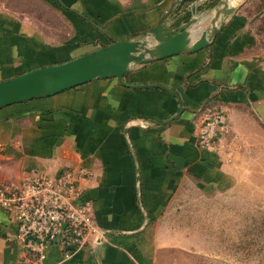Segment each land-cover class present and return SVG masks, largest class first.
I'll use <instances>...</instances> for the list:
<instances>
[{"label": "crops", "instance_id": "obj_1", "mask_svg": "<svg viewBox=\"0 0 264 264\" xmlns=\"http://www.w3.org/2000/svg\"><path fill=\"white\" fill-rule=\"evenodd\" d=\"M176 1L0 0V81L142 39L171 7V27L196 17L199 33L218 0ZM246 2L228 0L235 9L205 48L130 65L123 83L93 79L0 108V183L70 170L104 236H88L61 264H163L167 250L182 251L165 233L179 195L232 186L227 157L240 156L226 147L228 123L245 109L264 119V61ZM207 109L224 115L210 147L196 125ZM14 228L0 208V264H32ZM60 260V247L47 249L46 264Z\"/></svg>", "mask_w": 264, "mask_h": 264}, {"label": "rangeland", "instance_id": "obj_2", "mask_svg": "<svg viewBox=\"0 0 264 264\" xmlns=\"http://www.w3.org/2000/svg\"><path fill=\"white\" fill-rule=\"evenodd\" d=\"M245 10L264 61V0H247ZM245 110L230 120L224 137L240 156L227 157L234 183L179 195L165 233L179 237L171 243L182 251L167 250L163 264H264V119Z\"/></svg>", "mask_w": 264, "mask_h": 264}, {"label": "built area", "instance_id": "obj_3", "mask_svg": "<svg viewBox=\"0 0 264 264\" xmlns=\"http://www.w3.org/2000/svg\"><path fill=\"white\" fill-rule=\"evenodd\" d=\"M224 115L207 109L199 113L197 137L201 145L210 147L222 135ZM80 187L70 170L50 176L34 171L19 183H0V208L14 224V241L32 264H46V251L52 245L61 249V264L88 236L98 235L89 200L82 198Z\"/></svg>", "mask_w": 264, "mask_h": 264}, {"label": "water", "instance_id": "obj_4", "mask_svg": "<svg viewBox=\"0 0 264 264\" xmlns=\"http://www.w3.org/2000/svg\"><path fill=\"white\" fill-rule=\"evenodd\" d=\"M178 1L181 0L176 3ZM234 9L228 0H218L208 26L198 33L194 27L196 17L171 27L173 23L168 21L173 10L171 7L142 39L111 41L68 61L39 67L0 81V108L50 96L93 79L116 77L123 83L122 77L129 71L130 65L207 47L209 38L214 37L218 30L220 17L231 14Z\"/></svg>", "mask_w": 264, "mask_h": 264}]
</instances>
